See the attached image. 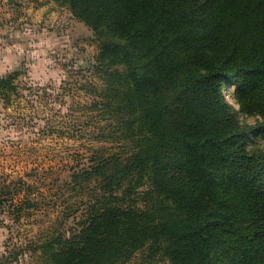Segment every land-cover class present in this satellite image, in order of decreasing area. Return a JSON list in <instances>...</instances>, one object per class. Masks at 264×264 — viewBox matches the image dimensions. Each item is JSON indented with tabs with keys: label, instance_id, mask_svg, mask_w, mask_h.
Returning a JSON list of instances; mask_svg holds the SVG:
<instances>
[{
	"label": "trees",
	"instance_id": "trees-1",
	"mask_svg": "<svg viewBox=\"0 0 264 264\" xmlns=\"http://www.w3.org/2000/svg\"><path fill=\"white\" fill-rule=\"evenodd\" d=\"M54 1L96 36L82 106L116 149L93 147L52 224L0 258L264 264V0ZM19 74L0 76L3 102ZM1 185L15 220L47 204Z\"/></svg>",
	"mask_w": 264,
	"mask_h": 264
},
{
	"label": "rangeland",
	"instance_id": "rangeland-1",
	"mask_svg": "<svg viewBox=\"0 0 264 264\" xmlns=\"http://www.w3.org/2000/svg\"><path fill=\"white\" fill-rule=\"evenodd\" d=\"M41 3L32 21L29 0H9L1 12H11L13 21L18 17L11 26L19 29L23 52L17 58L20 74L13 80L17 88L9 90L7 102L0 104V187L10 183L14 190L20 187L15 200L29 190L47 204L15 220L0 203V257L13 243L26 238L34 241L39 231L52 224L61 209L55 199L59 193L71 194L63 183L74 169L87 165L93 147L116 149L111 142L92 139L94 125L88 122L89 110L82 106L91 99L85 85L93 78L88 62L98 51L96 36L69 8L54 0ZM262 142L263 138L250 142V147ZM37 253L31 248L26 259L6 262L0 258V264H27ZM127 264L141 262L133 259Z\"/></svg>",
	"mask_w": 264,
	"mask_h": 264
},
{
	"label": "crops",
	"instance_id": "crops-1",
	"mask_svg": "<svg viewBox=\"0 0 264 264\" xmlns=\"http://www.w3.org/2000/svg\"><path fill=\"white\" fill-rule=\"evenodd\" d=\"M29 2H33L32 6L29 7V10L32 11V15L30 19L29 17L27 18L32 21L36 15L34 11H36V8L40 7L42 3L41 0H29ZM11 14L12 13L8 11L0 16V76L12 69L19 68L17 58L23 52L18 37L19 29L13 28V25L11 26L16 19L18 20V17H13L15 18V21H13L12 17H9ZM6 17H9L8 21ZM1 103L3 104L4 102L0 98V104Z\"/></svg>",
	"mask_w": 264,
	"mask_h": 264
},
{
	"label": "built area",
	"instance_id": "built-area-1",
	"mask_svg": "<svg viewBox=\"0 0 264 264\" xmlns=\"http://www.w3.org/2000/svg\"><path fill=\"white\" fill-rule=\"evenodd\" d=\"M8 1L9 0H0V16H1V12L5 9Z\"/></svg>",
	"mask_w": 264,
	"mask_h": 264
}]
</instances>
